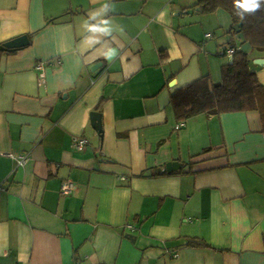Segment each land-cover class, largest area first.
Wrapping results in <instances>:
<instances>
[{
  "label": "crops",
  "instance_id": "obj_1",
  "mask_svg": "<svg viewBox=\"0 0 264 264\" xmlns=\"http://www.w3.org/2000/svg\"><path fill=\"white\" fill-rule=\"evenodd\" d=\"M199 3L0 0V45L30 39L1 51L0 264H264V99L185 121L172 100L234 59Z\"/></svg>",
  "mask_w": 264,
  "mask_h": 264
},
{
  "label": "trees",
  "instance_id": "obj_2",
  "mask_svg": "<svg viewBox=\"0 0 264 264\" xmlns=\"http://www.w3.org/2000/svg\"><path fill=\"white\" fill-rule=\"evenodd\" d=\"M246 3L247 0H200L199 5L208 13L223 9L230 14L232 45H240L234 26L241 23L242 32L254 51H264V3L254 12L245 10ZM2 54L0 51V59ZM233 57V61L223 67L221 83H213L209 77H204L174 94L172 100L180 121L201 113L215 115L260 107L264 87L250 68L252 54L238 49Z\"/></svg>",
  "mask_w": 264,
  "mask_h": 264
},
{
  "label": "water",
  "instance_id": "obj_3",
  "mask_svg": "<svg viewBox=\"0 0 264 264\" xmlns=\"http://www.w3.org/2000/svg\"><path fill=\"white\" fill-rule=\"evenodd\" d=\"M198 10V9H197ZM192 12V11H188ZM235 30L238 32L236 39L240 43L239 50L245 54H251L254 51V48L252 45L247 42L246 37L244 33L242 32V24L239 23L234 26ZM30 44V39L27 35H23L20 37H17L15 39H12L8 42L3 43L0 45V51L3 52H14L17 50H20ZM254 63L264 67V58H257L254 60ZM91 123L93 128L96 130V132L100 135V137L103 139V129H102V116L98 112H92L91 113ZM179 166V163L177 162H171L167 164V170L170 172L171 167Z\"/></svg>",
  "mask_w": 264,
  "mask_h": 264
},
{
  "label": "built area",
  "instance_id": "obj_4",
  "mask_svg": "<svg viewBox=\"0 0 264 264\" xmlns=\"http://www.w3.org/2000/svg\"><path fill=\"white\" fill-rule=\"evenodd\" d=\"M208 37H210V35H208ZM238 49L239 47H236L235 45H229L224 49L223 54H227L233 57ZM39 68H42V66L40 65ZM40 78L41 79L44 78L43 73L40 74ZM88 144L89 141L87 140V138L79 137L75 139V147L80 151L83 150ZM8 156L17 162V166L19 168H22L26 165L27 156L25 154H18V155L9 154ZM75 190H76V185L72 181H66L63 183L61 187V194L70 195ZM17 264H21V263H17ZM75 264H79V263H75Z\"/></svg>",
  "mask_w": 264,
  "mask_h": 264
},
{
  "label": "clouds",
  "instance_id": "obj_5",
  "mask_svg": "<svg viewBox=\"0 0 264 264\" xmlns=\"http://www.w3.org/2000/svg\"><path fill=\"white\" fill-rule=\"evenodd\" d=\"M261 3H264V0H247L245 10L249 12H254L260 7Z\"/></svg>",
  "mask_w": 264,
  "mask_h": 264
}]
</instances>
